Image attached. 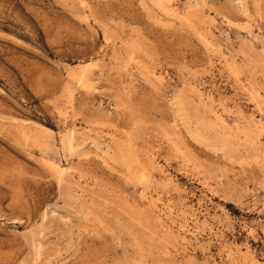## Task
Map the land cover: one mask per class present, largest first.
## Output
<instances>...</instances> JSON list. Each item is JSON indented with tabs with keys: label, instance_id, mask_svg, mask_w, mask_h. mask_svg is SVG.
I'll list each match as a JSON object with an SVG mask.
<instances>
[{
	"label": "rangeland",
	"instance_id": "1",
	"mask_svg": "<svg viewBox=\"0 0 264 264\" xmlns=\"http://www.w3.org/2000/svg\"><path fill=\"white\" fill-rule=\"evenodd\" d=\"M0 264H264V0H0Z\"/></svg>",
	"mask_w": 264,
	"mask_h": 264
}]
</instances>
